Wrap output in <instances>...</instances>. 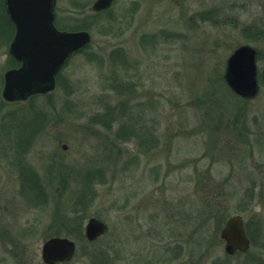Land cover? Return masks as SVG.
Returning <instances> with one entry per match:
<instances>
[{
  "label": "rangeland",
  "instance_id": "rangeland-1",
  "mask_svg": "<svg viewBox=\"0 0 264 264\" xmlns=\"http://www.w3.org/2000/svg\"><path fill=\"white\" fill-rule=\"evenodd\" d=\"M93 2L56 0L57 28L91 41L53 91L11 103L0 7V264H44L54 236L76 244L57 264H264V0H114L98 15ZM243 44L258 55L252 98L224 80ZM234 213L252 243L229 257ZM90 217L108 227L93 242Z\"/></svg>",
  "mask_w": 264,
  "mask_h": 264
},
{
  "label": "water",
  "instance_id": "water-1",
  "mask_svg": "<svg viewBox=\"0 0 264 264\" xmlns=\"http://www.w3.org/2000/svg\"><path fill=\"white\" fill-rule=\"evenodd\" d=\"M113 0H94L92 11L109 8ZM56 0H4L6 12L15 27L9 43V54L20 63L4 73L2 98L7 102L24 101L34 95H44L55 89L56 76L70 57L86 48L91 41L88 30H60L54 24ZM257 51L250 45H240L227 57L224 80L228 88L241 98H252L258 92ZM108 230L107 224L90 217L84 228L85 239L93 242ZM223 250L228 256L244 252L249 247L240 214L230 216L220 230ZM76 249L74 241L54 236L41 246L44 264L69 261Z\"/></svg>",
  "mask_w": 264,
  "mask_h": 264
},
{
  "label": "trees",
  "instance_id": "trees-1",
  "mask_svg": "<svg viewBox=\"0 0 264 264\" xmlns=\"http://www.w3.org/2000/svg\"><path fill=\"white\" fill-rule=\"evenodd\" d=\"M83 28V27H82ZM71 30H77V28H73V29H71ZM57 79H58V76H57ZM33 97H35V96H33ZM32 98V97H31ZM33 125V120H32V122H29V124L27 125L28 127H31ZM32 128V127H31ZM26 130H28V128H26L25 129V131ZM29 131V132H28ZM27 131V133H25L26 134V137L28 136L29 138H30V141H31V139L33 138V135L35 134V130H34V128H32L31 130H28ZM28 138V139H29ZM22 179H23V187H24V191H25V193H26V189L27 188H29V191L31 192L30 194H32V195H29L28 194V196H30L32 199H41V200H43V198H42V196H41V192H40V190H41V186H39L38 188L39 189H33L32 188V186H29V185H27V184H29L32 180H34V179H38V178H36V174H35V172L32 170V169H27V172L26 171H24L23 172V175H22ZM250 237V236H249ZM251 243H252V241H251ZM101 259H105L103 256H102V258ZM100 264H103V263H101L100 262Z\"/></svg>",
  "mask_w": 264,
  "mask_h": 264
},
{
  "label": "flooded vegetation",
  "instance_id": "flooded-vegetation-1",
  "mask_svg": "<svg viewBox=\"0 0 264 264\" xmlns=\"http://www.w3.org/2000/svg\"><path fill=\"white\" fill-rule=\"evenodd\" d=\"M114 1V0H113ZM113 1H112V3H113ZM111 6H112V4H111ZM110 6V7H111ZM0 7H1V12H2V17H3V19L7 22V26H8V28H9V36H10V34H11V32H12V35H11V38H10V40H9V43H10V41H11V39L13 38V36H14V33H15V27H14V24L12 23V21L9 19V17H8V14H7V12H6V8H5V3H4V0H0ZM109 7V8H110ZM109 8H107V9H105V10H101V11H92V13L94 14V15H98L99 13H102V12H104V11H106V10H108ZM8 36V37H9ZM8 43V44H9ZM8 52V51H7ZM12 58V57H11ZM12 60V64H13V66H11L10 68H8V69H11V68H17L20 64L16 61V60H14L13 58L11 59ZM16 65V66H15ZM3 84H4V73H3V83H2V87H3ZM2 90V89H1ZM242 218H243V216H242ZM243 222H244V219H243ZM223 227V226H222ZM222 227L220 228V230L222 229ZM244 227H245V225H244ZM246 231V230H245ZM219 233H220V231H219ZM246 234H247V236H248V238H249V247H250V244H251V238L249 237V235H248V233L246 232ZM220 239V238H219ZM220 241L223 243V244H225L224 243V241L223 240H221L220 239ZM246 251V250H245ZM244 251V252H245ZM244 252H237V254L238 253H244ZM236 255V254H235ZM235 255H233V256H235ZM229 257H232V256H229Z\"/></svg>",
  "mask_w": 264,
  "mask_h": 264
}]
</instances>
